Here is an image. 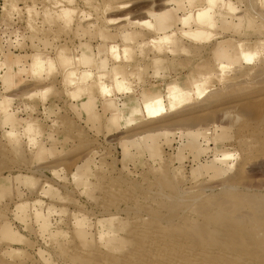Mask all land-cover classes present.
I'll list each match as a JSON object with an SVG mask.
<instances>
[{
  "label": "rangeland",
  "instance_id": "rangeland-1",
  "mask_svg": "<svg viewBox=\"0 0 264 264\" xmlns=\"http://www.w3.org/2000/svg\"><path fill=\"white\" fill-rule=\"evenodd\" d=\"M223 1L184 28L205 0H0V264H264V0ZM164 13L159 51L132 23ZM61 51L94 73L78 97ZM146 96L166 112L125 127Z\"/></svg>",
  "mask_w": 264,
  "mask_h": 264
},
{
  "label": "bare ground",
  "instance_id": "bare-ground-1",
  "mask_svg": "<svg viewBox=\"0 0 264 264\" xmlns=\"http://www.w3.org/2000/svg\"><path fill=\"white\" fill-rule=\"evenodd\" d=\"M65 1H68L69 3L72 2V0H65ZM171 1L172 0H170V2ZM193 1L194 0H188V4H191ZM219 2L223 3V5L225 4V2L223 0H205V6L204 7L198 9L194 14H190V15H188L186 17L184 16L185 18L181 20L183 27L186 28L187 26L191 25L190 24L191 21H194L199 26H206L208 28H214L215 25H216V22H215L216 19H214V15H216L215 11L217 9L216 7H217ZM226 6L229 8V11L231 13H236L237 9L234 7V5H232V3L228 2V4H226ZM119 7L122 8V9L128 8V6L125 5V4H121ZM74 12H75L74 9L63 7L59 11V15H60L59 17L60 18L64 17L65 19H67V25H68V23H70V22L72 23V16H73ZM158 17H159L158 23H157V21H156V23H154V22H152L150 20H145L143 22L134 21L132 24L133 25H143L149 30L158 32V36L153 38L150 42L153 43V46L160 51V50H162L164 48L165 44H168V43L170 44V42L172 41V37L174 36L175 33H173V35H172V34H169V33L166 32V30H167L166 26H167L168 22H171L173 20L172 16H170L168 13H164V14L158 15ZM204 29L206 30V28H204ZM208 30L209 29H207V31ZM202 33H200V32L196 33V34L193 33V35H191V36L198 38L199 36H202ZM206 34H205L206 38L210 39L212 34H210V32L209 33L206 32ZM188 38H191V37H188ZM129 39H130V34H126L125 35V40H129ZM207 39L204 38V40H207ZM130 52H131V49L129 47H124L123 49H121L118 45L113 44V43H112V45H110L108 47V54L111 55V57L116 62H121V60L123 58L127 59L128 56L130 55ZM242 56L244 57V59L246 61H248V62L252 61V57L251 56L248 57L244 53L242 54ZM59 59H60L61 63L64 66H67V68H68L67 72H66V76H65V82H66V84L68 86L75 87L76 90L74 91V96L78 97L79 94L83 93L84 90H86V87H84L83 85H85L88 81L93 79L94 73L90 72V71H87V70L79 73V71L73 67V65L75 63L74 59L71 58V57L66 56V54L64 52H62V51L59 53ZM10 61L11 60L6 58V61L4 63L0 64V66L8 68L7 65H8V63ZM44 65L45 64L41 60L35 61V63L32 66V68L36 72L37 76H41L42 75L44 67H45ZM64 66H63V68H64ZM218 66H219V68L222 71H224L225 69L228 68V65L224 64L223 62L219 63ZM52 68H51V70H52ZM118 68H119V66H117L114 69H112V75H113V78H112L113 80L112 81L113 82H112L111 85L107 84L106 81H105V79L108 76V71L101 72V73L98 74L97 86H98V91H99V93L101 94L102 97H106L108 99V98H112L114 95H116V93L129 94V95H130V93H132L131 92L132 88H131L130 83L125 78L123 73L119 71ZM175 92H177V91H174V93ZM172 97H173V95H172ZM174 97L178 98V96H174ZM122 106H123V109H124L126 107V104L123 103ZM166 106L167 105L164 104L163 99H162L161 96H146L144 98V100H143V106H135V107H133L131 109V113H130L129 116H120L119 120H121V121H123L125 123V125H124L125 127H129V126L133 125L135 122H137L135 117L138 114L139 115H143L144 117H146V118L151 120V119H154V118L160 116L164 112H166ZM173 108H175V107H173ZM171 110H172V108H171ZM194 134H196V133H194ZM204 134H205V132H204ZM196 136H198V135H196ZM198 137L200 138V136H198ZM261 209L264 210V206H262ZM257 212H258V210H257Z\"/></svg>",
  "mask_w": 264,
  "mask_h": 264
}]
</instances>
